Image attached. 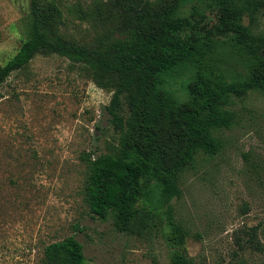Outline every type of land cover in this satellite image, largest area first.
<instances>
[{
	"label": "rangeland",
	"instance_id": "1",
	"mask_svg": "<svg viewBox=\"0 0 264 264\" xmlns=\"http://www.w3.org/2000/svg\"><path fill=\"white\" fill-rule=\"evenodd\" d=\"M55 1L69 38L90 43L112 23L93 9L108 0ZM30 16V0H0V64L25 39ZM257 27L264 31V10ZM186 80L172 82L178 96ZM110 95L55 54L36 55L0 85V264H46L44 246L68 235L87 264H170L160 233L117 232L84 201L86 153L108 151L118 136L105 110ZM230 107L236 121L217 132L222 149L180 173L182 192L171 200L196 264H264V93Z\"/></svg>",
	"mask_w": 264,
	"mask_h": 264
},
{
	"label": "trees",
	"instance_id": "2",
	"mask_svg": "<svg viewBox=\"0 0 264 264\" xmlns=\"http://www.w3.org/2000/svg\"><path fill=\"white\" fill-rule=\"evenodd\" d=\"M93 9L112 23L84 43L61 31L55 0H30L26 37L0 64V85L36 55L55 54L111 92L105 110L118 136L108 151L86 153L84 201L117 232L160 233L170 264H196L171 200L180 173L222 149L217 132L236 121L233 99L264 93V0H108ZM186 77L178 96L171 84ZM42 259L87 264L74 235L48 242Z\"/></svg>",
	"mask_w": 264,
	"mask_h": 264
}]
</instances>
